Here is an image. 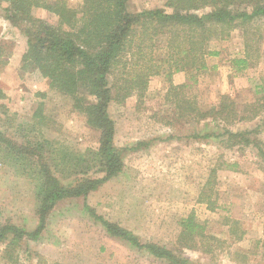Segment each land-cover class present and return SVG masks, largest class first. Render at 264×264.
Instances as JSON below:
<instances>
[{"label":"rangeland","instance_id":"374dc122","mask_svg":"<svg viewBox=\"0 0 264 264\" xmlns=\"http://www.w3.org/2000/svg\"><path fill=\"white\" fill-rule=\"evenodd\" d=\"M66 1L75 8L81 2ZM165 1L131 0L128 8L138 12L162 7ZM4 6L0 2V89L5 95L0 100V126L10 122V127L1 129L9 137L21 135L17 126L22 123L27 129L35 122L31 117L42 102L41 133L30 135L61 143L88 160L89 150L97 147L98 133L73 111L71 100L50 89L36 71H21L24 41L4 20ZM33 15L57 20L42 9L33 10ZM261 32L263 39L254 44L257 51L249 66L239 73L231 60L243 54L240 29L232 30L224 41L213 42L211 48L219 55L207 58L208 71L199 75L195 87L183 91L202 110L224 94L243 114L248 113L245 108L251 111L258 105L260 114L254 120L228 128L244 131L261 126L253 136L261 150L251 145L227 148L218 138H189L194 130L201 134L221 131L210 120L192 124L174 119L173 96L167 98L169 83L163 76H154L142 97L133 93L109 107L115 122L114 143L127 149L124 171L85 198L58 202L39 240H23L14 261L3 258L4 245L0 246V264H161L108 236L84 212V204L142 241L168 248L176 246L177 221L193 212L213 239L204 247L181 250L191 264H264V24ZM185 78V73H176L171 82L180 85ZM137 143L142 144L131 149ZM38 170L35 163L16 162L0 147V224L12 223L27 232L36 228ZM209 190L214 211L199 202L200 194ZM233 229H237L236 237L230 233Z\"/></svg>","mask_w":264,"mask_h":264},{"label":"trees","instance_id":"16d2710c","mask_svg":"<svg viewBox=\"0 0 264 264\" xmlns=\"http://www.w3.org/2000/svg\"><path fill=\"white\" fill-rule=\"evenodd\" d=\"M130 1L81 0L75 8L66 0H0L5 5L4 20L26 42L21 71H36L50 89L69 98L73 111L82 115L86 126L98 133L97 147L89 150L86 160L61 143L30 135L41 133L42 102L31 117L35 122L27 129L22 123L17 126L19 137L15 134L9 137L1 129H9L10 122L0 126L3 151L16 162H32L39 169L35 184L36 228L27 232L12 223L0 224L3 258L14 261L16 249L23 240H39L58 202L85 198L124 171L123 155L127 149L114 143L115 122L109 115V107L133 93L142 97L154 76H163L169 83L167 98L173 96L174 119L192 124L210 120L221 131L201 134L194 130L189 138H218L227 148L251 145L261 150V143L253 138L261 126L244 131L228 128L241 121L254 120L260 114L258 105L254 104L251 111L247 110L250 107L245 108L248 113L243 114L235 101L224 94L215 105L202 110L194 97H187L183 91L195 87L199 75L208 71L206 59L219 55L211 44L226 40L237 28L242 34L244 50L231 64L236 73L249 66L252 53L257 51L254 44L263 39L264 0H166L162 7L138 12L129 10ZM35 9L45 10L57 20L35 17ZM176 73H185L183 84L171 82ZM4 97L0 89V100ZM210 192L205 195L202 192L199 202L214 211ZM83 209L108 236L161 264H191L181 255V250L204 247L213 239L205 233L193 212L177 221L176 246L168 248L153 241H142L128 228L106 220L86 204ZM236 231L233 229L230 233L236 237Z\"/></svg>","mask_w":264,"mask_h":264},{"label":"crops","instance_id":"0c3cea01","mask_svg":"<svg viewBox=\"0 0 264 264\" xmlns=\"http://www.w3.org/2000/svg\"><path fill=\"white\" fill-rule=\"evenodd\" d=\"M48 1H50V0H48ZM20 37H22V36L20 35ZM22 39H23V41H24V46H23L22 49H21V57H22V55H23V53H24L25 46H26L25 39H24L23 37H22Z\"/></svg>","mask_w":264,"mask_h":264}]
</instances>
